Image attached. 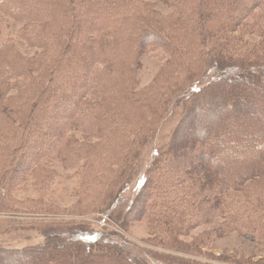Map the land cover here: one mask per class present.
Masks as SVG:
<instances>
[{"label": "trees", "instance_id": "16d2710c", "mask_svg": "<svg viewBox=\"0 0 264 264\" xmlns=\"http://www.w3.org/2000/svg\"><path fill=\"white\" fill-rule=\"evenodd\" d=\"M159 1L164 11L149 0H0L26 21L17 39L0 33V212L21 206L11 192L27 177L34 189L78 175L79 204L93 192L94 211L124 228L144 220L156 232L147 244L189 258L88 222H51L39 243L0 244V264H211L198 259L205 236L233 233L264 247V0ZM148 54L164 65L141 89ZM171 115L168 140L125 196Z\"/></svg>", "mask_w": 264, "mask_h": 264}, {"label": "rangeland", "instance_id": "374dc122", "mask_svg": "<svg viewBox=\"0 0 264 264\" xmlns=\"http://www.w3.org/2000/svg\"><path fill=\"white\" fill-rule=\"evenodd\" d=\"M154 4L155 9L158 11H164L165 6L159 0H149ZM136 3V0H134ZM167 9V8H166ZM26 24V21L18 20L13 18L9 13L0 9V33L1 40L6 37H15L16 33ZM260 37V33H257ZM18 44L21 48V52L33 56L37 51L33 48H28L24 43L19 40ZM156 53H159V56H162L161 50H156ZM165 61V59H164ZM163 60L157 58V56L146 55L142 58V65L139 70L136 72V79L139 84V88H144L153 82L154 78L159 73V70L163 66ZM69 110L68 106L62 107V112ZM178 116L171 115L170 118L167 116L168 121H162L161 128L159 130L160 138H156L153 142L146 144L142 156L137 164L136 173L134 175L133 181L125 192V196L133 197L137 192L140 181L143 180L145 169L150 164V160L153 158L154 144L167 141L170 131L173 130L176 122H178ZM185 131V130H184ZM44 138V137H43ZM181 137L180 139H182ZM186 143L190 142L192 139V132H189L184 136ZM157 141V142H156ZM194 156V157H193ZM198 157V152H194V155L190 156L191 161H194ZM61 174L64 175V178L70 173L69 171L63 170L62 168L58 169ZM25 189L23 190H14L11 192L17 200L20 198L23 200L21 206L19 202H16V210L8 212H0V244H4L10 248H23L30 243H39L43 240V237L40 236V230L38 229L42 224L45 223H91L92 227L97 229L107 228L110 230H115L116 233L123 235L124 237L138 242L142 246H146L149 249H155L165 255L171 256H181L189 258V255H186L183 252L170 251L167 248L154 246L147 244L151 242L156 236V232L152 231L151 224L148 222L141 221H132L127 224V226L122 227L117 225L112 221L105 212L94 211L93 202V192L86 194L84 197L83 204L77 202L78 195L80 193V176L76 175L73 178L64 180L63 182L58 181H49L44 184L48 185H38L39 188H32V178H25ZM18 185V184H17ZM16 187V186H15ZM10 193V195H11ZM9 195V196H10ZM91 195V196H90ZM134 198V197H133ZM132 198V199H133ZM20 201V200H19ZM49 203L55 209L52 211H46V207L49 206ZM79 204V205H78ZM52 207V208H53ZM31 208L33 210H31ZM46 209V210H45ZM134 214V213H133ZM153 227V226H152ZM151 228V229H150ZM205 228H210V225L202 226V228L193 229L189 232V236H183L184 240H190V235L202 232ZM202 234V233H201ZM208 236H205L206 244H202L201 256L198 258L204 263L211 264H263L264 262V247L260 244H257L250 240L249 237L233 233L224 237L211 238L212 241L207 240ZM209 239V238H208ZM54 254L52 255V257ZM55 257V256H54ZM229 257V258H228ZM238 259V263L231 261L233 259ZM63 257L56 256L58 262L63 261ZM169 258H164L166 261L164 264H172L168 260ZM251 259L252 262L247 263ZM256 261L258 263H256ZM22 264H32L22 263ZM53 264V263H50ZM103 264H114L109 261L104 260Z\"/></svg>", "mask_w": 264, "mask_h": 264}]
</instances>
